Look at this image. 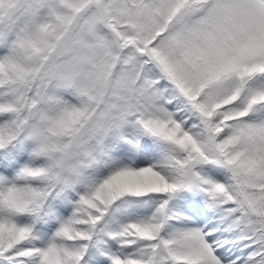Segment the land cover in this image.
Instances as JSON below:
<instances>
[{"label": "snow or ice", "instance_id": "6c2138e0", "mask_svg": "<svg viewBox=\"0 0 264 264\" xmlns=\"http://www.w3.org/2000/svg\"><path fill=\"white\" fill-rule=\"evenodd\" d=\"M0 264H264V0H0Z\"/></svg>", "mask_w": 264, "mask_h": 264}]
</instances>
